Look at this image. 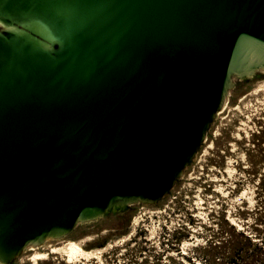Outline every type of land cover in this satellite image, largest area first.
<instances>
[{
	"label": "water",
	"instance_id": "95a60500",
	"mask_svg": "<svg viewBox=\"0 0 264 264\" xmlns=\"http://www.w3.org/2000/svg\"><path fill=\"white\" fill-rule=\"evenodd\" d=\"M264 79V0H0V264L177 191Z\"/></svg>",
	"mask_w": 264,
	"mask_h": 264
},
{
	"label": "rangeland",
	"instance_id": "374dc122",
	"mask_svg": "<svg viewBox=\"0 0 264 264\" xmlns=\"http://www.w3.org/2000/svg\"><path fill=\"white\" fill-rule=\"evenodd\" d=\"M261 189L264 79L243 88L226 105L181 186L160 206L136 209L125 224H115L111 219L101 221L71 238L30 251L13 264H133L129 262L133 255L130 250L138 244L144 247L143 255H163L161 264H172L167 257L176 263L200 264L190 249L203 243L204 237L215 232L223 221L235 231L250 233L260 213L255 206L264 202ZM190 219L193 225H189ZM205 227L211 231L206 232ZM258 229L263 231L264 225ZM174 230L188 231L190 235L178 246L179 256L169 244L165 245ZM133 238L136 245L130 242ZM70 241L91 253L90 257L67 262L63 254L49 253L50 248ZM103 242V248H92ZM42 252L46 254L44 259L31 260L33 254ZM180 255L190 257V262Z\"/></svg>",
	"mask_w": 264,
	"mask_h": 264
},
{
	"label": "trees",
	"instance_id": "16d2710c",
	"mask_svg": "<svg viewBox=\"0 0 264 264\" xmlns=\"http://www.w3.org/2000/svg\"><path fill=\"white\" fill-rule=\"evenodd\" d=\"M261 190L262 192L264 191V189ZM255 210L260 213L258 218L254 220L256 225L251 228L250 233L235 231L232 225L223 221L215 232L212 231L208 236L204 237L203 243L191 248L190 251L194 254L199 263L264 264V230L258 229L259 225H264V202L260 203V205L256 204ZM243 219L247 220L246 218ZM188 223L189 225H193L191 219L188 220ZM204 230H206V232L211 231L208 227H205ZM251 235L253 237H251ZM189 236L188 231L180 232L174 230L170 238L166 239L165 245L169 244L171 247L170 249L174 250L179 256L180 252L178 246L186 241ZM130 242H134L135 245L137 244L134 238ZM105 244L106 243L103 242L92 248H103ZM130 251L133 255H130L131 259L128 260L129 262H133V264H161L160 261L163 255H159L157 258L152 255H143L145 252L144 247H141L139 244ZM180 256L190 262V257H185L184 255ZM167 258L172 264H181L176 263L175 259L172 257Z\"/></svg>",
	"mask_w": 264,
	"mask_h": 264
},
{
	"label": "bare ground",
	"instance_id": "6f19581e",
	"mask_svg": "<svg viewBox=\"0 0 264 264\" xmlns=\"http://www.w3.org/2000/svg\"><path fill=\"white\" fill-rule=\"evenodd\" d=\"M50 254H58L61 253L67 259V262L74 260L79 257H90L91 253L84 251L77 243L75 242H68L63 244L60 247H52L49 251ZM93 256V255H92ZM46 254L42 253H35L31 257V260H40L44 259ZM87 260V259H86Z\"/></svg>",
	"mask_w": 264,
	"mask_h": 264
}]
</instances>
